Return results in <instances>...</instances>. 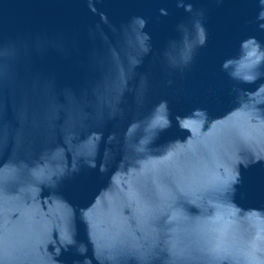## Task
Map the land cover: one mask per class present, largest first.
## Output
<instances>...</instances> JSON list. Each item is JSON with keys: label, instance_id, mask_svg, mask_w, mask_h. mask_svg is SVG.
<instances>
[{"label": "water", "instance_id": "1", "mask_svg": "<svg viewBox=\"0 0 264 264\" xmlns=\"http://www.w3.org/2000/svg\"><path fill=\"white\" fill-rule=\"evenodd\" d=\"M0 264H264V0H0Z\"/></svg>", "mask_w": 264, "mask_h": 264}]
</instances>
